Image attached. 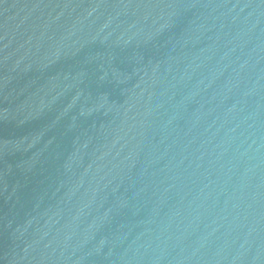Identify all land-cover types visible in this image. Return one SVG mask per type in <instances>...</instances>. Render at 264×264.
<instances>
[{
  "label": "water",
  "instance_id": "water-1",
  "mask_svg": "<svg viewBox=\"0 0 264 264\" xmlns=\"http://www.w3.org/2000/svg\"><path fill=\"white\" fill-rule=\"evenodd\" d=\"M0 264H264V0H0Z\"/></svg>",
  "mask_w": 264,
  "mask_h": 264
}]
</instances>
